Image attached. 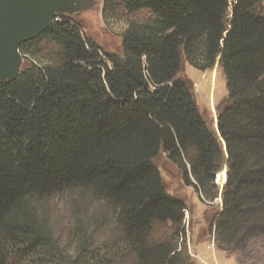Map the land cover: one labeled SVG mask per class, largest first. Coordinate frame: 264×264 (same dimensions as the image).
I'll list each match as a JSON object with an SVG mask.
<instances>
[{"label":"trees","instance_id":"16d2710c","mask_svg":"<svg viewBox=\"0 0 264 264\" xmlns=\"http://www.w3.org/2000/svg\"><path fill=\"white\" fill-rule=\"evenodd\" d=\"M101 15L127 18L119 54L63 16L20 45L19 76L0 84V264H190L186 206L163 189L160 152L210 200L224 165L215 245L264 255V0H103ZM181 54L221 70L223 152L178 77ZM73 191L112 224L70 252L33 207Z\"/></svg>","mask_w":264,"mask_h":264},{"label":"rangeland","instance_id":"374dc122","mask_svg":"<svg viewBox=\"0 0 264 264\" xmlns=\"http://www.w3.org/2000/svg\"><path fill=\"white\" fill-rule=\"evenodd\" d=\"M102 6L103 0H95L93 9L69 18L104 54H119L127 18L114 17L105 21L101 15ZM181 63L178 77L187 83L199 114L223 152L216 132L217 116L227 104V91L221 70L214 65L208 70L198 71L188 65L182 54ZM153 164L161 175L164 191L186 206L185 243L191 258L190 264H264V255L258 254L256 250L253 252L257 259L251 260L230 256L222 251L219 253L220 250L215 245L209 226L221 206L220 196L226 179L224 165L215 175L216 198L210 200L187 185L178 168L171 164L162 152ZM189 179L193 182L191 177ZM33 210L51 234L53 243L63 251H73L81 235L86 237L92 231L93 233L102 231L103 234L112 224L109 210L81 191L64 193L38 202ZM76 227L81 228L84 233L78 229L75 231Z\"/></svg>","mask_w":264,"mask_h":264},{"label":"water","instance_id":"95a60500","mask_svg":"<svg viewBox=\"0 0 264 264\" xmlns=\"http://www.w3.org/2000/svg\"><path fill=\"white\" fill-rule=\"evenodd\" d=\"M95 0H0V84L20 74L21 44L32 41L63 16L93 9Z\"/></svg>","mask_w":264,"mask_h":264},{"label":"crops","instance_id":"0c3cea01","mask_svg":"<svg viewBox=\"0 0 264 264\" xmlns=\"http://www.w3.org/2000/svg\"><path fill=\"white\" fill-rule=\"evenodd\" d=\"M217 252H219V251H217ZM219 253H222V252L220 251ZM215 257H216V255H215Z\"/></svg>","mask_w":264,"mask_h":264}]
</instances>
